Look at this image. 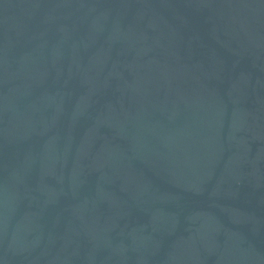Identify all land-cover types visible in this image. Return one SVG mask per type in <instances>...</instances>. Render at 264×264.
<instances>
[{
  "label": "water",
  "instance_id": "95a60500",
  "mask_svg": "<svg viewBox=\"0 0 264 264\" xmlns=\"http://www.w3.org/2000/svg\"><path fill=\"white\" fill-rule=\"evenodd\" d=\"M0 264H264V0H0Z\"/></svg>",
  "mask_w": 264,
  "mask_h": 264
}]
</instances>
